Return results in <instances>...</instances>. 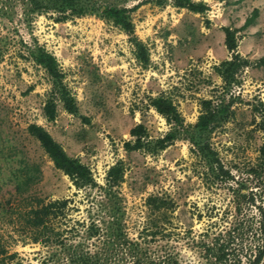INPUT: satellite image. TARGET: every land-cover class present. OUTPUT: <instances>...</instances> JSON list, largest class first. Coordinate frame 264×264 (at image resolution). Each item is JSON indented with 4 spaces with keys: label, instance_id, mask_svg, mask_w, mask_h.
<instances>
[{
    "label": "rangeland",
    "instance_id": "rangeland-1",
    "mask_svg": "<svg viewBox=\"0 0 264 264\" xmlns=\"http://www.w3.org/2000/svg\"><path fill=\"white\" fill-rule=\"evenodd\" d=\"M159 1L96 0L134 7L129 16L146 49L145 67L128 35L94 14L0 22V244L7 250L0 264H44L47 249L23 236L18 218L37 197H70L75 207L69 215L87 222L111 210L127 240L115 264H215L204 250L209 243L220 244L224 261L232 264H247L256 253L264 214V159L258 151L264 143V0H193L206 5L202 13ZM253 9V21L242 27ZM224 26L234 29L244 61L227 80L215 69L230 58ZM19 39L36 40L54 55L77 113L56 100L54 118L43 116L51 80L25 56ZM161 93L175 103L185 127L195 123L200 101L211 100L218 115L204 136L233 180L214 186L201 177L182 137L152 154L123 148L137 123L151 139L168 130L148 105V97ZM29 123L42 126L68 156L87 165L96 185L76 188L29 134ZM117 162L122 179L109 186L106 172ZM228 185L252 199L240 198L239 212ZM149 195L171 201V213L148 206Z\"/></svg>",
    "mask_w": 264,
    "mask_h": 264
},
{
    "label": "trees",
    "instance_id": "trees-1",
    "mask_svg": "<svg viewBox=\"0 0 264 264\" xmlns=\"http://www.w3.org/2000/svg\"><path fill=\"white\" fill-rule=\"evenodd\" d=\"M163 1L160 0L158 3ZM171 2L177 8H185L192 12L202 13L207 9L201 1L172 0ZM133 8L115 4H98L96 0H0V22L4 25L6 23L11 25L15 21L30 24L34 16L40 14L47 15L54 21L94 14L111 22L128 35L129 41L133 43L137 61L145 67L148 62L146 49L144 44L134 35L133 23L129 16V12ZM255 15L256 9H253L251 15L244 19L242 27L249 25ZM222 31L223 44L229 52L230 58L222 60L215 69L223 79L227 80L231 76L232 70L244 61L235 49L234 29L224 26ZM19 42L25 48V56L34 64L42 67L51 80L50 96L45 99L42 106L43 116L47 120L54 118L56 100L68 113H77L75 99L62 81L63 74L54 55L38 44L36 40L33 43H28L19 39ZM259 61H264V55L260 57ZM148 105L165 119L169 128L162 136L151 139L148 138L149 135L143 124L133 125L128 131L130 138L123 142V148L126 151L144 150L150 154L157 153L169 143L182 137L190 143L189 150L199 163L201 177H207L214 186L220 183L226 184L230 179L233 180V174L223 165L217 152L211 148L204 136L218 115L210 99L200 101V112L191 127H185L182 124V118L177 107L168 96L161 93L154 97H148ZM27 131L39 142L53 166L67 175L76 188L96 185L88 166L82 163L79 158L68 156L60 144L42 126L29 123ZM258 151L263 160L264 143L260 145ZM121 177L122 167L119 162L109 166L106 172L107 183H111L108 184L109 186L117 184L121 181ZM228 186H230L232 193L235 191L237 212L240 211V198L241 200L247 198L252 201L249 193L243 194L239 189H234L231 185ZM71 201L72 198L70 197L34 198L33 205L18 215L24 231L23 236H27L33 243H40L42 247L47 249V253L42 259L44 264H115L114 261L123 252L121 250L127 243L126 238L121 236L122 229L119 226V218L109 209H107V218L102 217L96 221L90 219L87 222L84 219L71 217L69 211L75 207ZM146 201L151 208H161L163 211H170V213L174 207L171 201L157 195H149ZM259 222L261 230L259 244L256 253L247 259V264H258L264 256L263 212ZM233 230L229 229L227 234ZM212 245L213 243H209L204 247L206 255L212 259V262L215 264H232L224 261L220 244L217 247ZM6 253L7 250L0 244V257H4ZM14 256L15 253L12 252L7 254L5 258L10 260Z\"/></svg>",
    "mask_w": 264,
    "mask_h": 264
}]
</instances>
